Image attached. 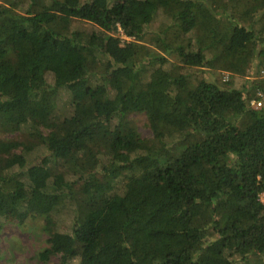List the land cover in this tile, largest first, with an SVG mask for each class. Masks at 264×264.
Segmentation results:
<instances>
[{"label": "trees", "instance_id": "16d2710c", "mask_svg": "<svg viewBox=\"0 0 264 264\" xmlns=\"http://www.w3.org/2000/svg\"><path fill=\"white\" fill-rule=\"evenodd\" d=\"M0 2V227L43 220L45 263H264V0Z\"/></svg>", "mask_w": 264, "mask_h": 264}, {"label": "rangeland", "instance_id": "374dc122", "mask_svg": "<svg viewBox=\"0 0 264 264\" xmlns=\"http://www.w3.org/2000/svg\"><path fill=\"white\" fill-rule=\"evenodd\" d=\"M113 2V0H111ZM140 1V0H138ZM2 4V2H0ZM167 22L165 17L162 18L160 16L157 21L151 25L149 28V34L146 35L142 44L151 46V39L153 37V33L155 31H159L157 29L163 27V23ZM257 29L260 26H256ZM72 30H78L85 33H92L93 27L89 24L83 22H75L73 23ZM117 37H121V32L118 31L115 34ZM151 48V47H150ZM154 50L155 48H151ZM157 54V50H154ZM183 62L174 56L168 57V62L165 65V71L169 74H177V72H184V68H182ZM204 74L202 76L206 78H210L211 80L217 82L220 86H229L228 80L231 78V74L221 70L201 69ZM248 71L246 77H236L235 83L237 86L244 87L249 84V82L253 81V74ZM201 74V73H200ZM230 75V76H229ZM228 76V80L225 81V78ZM52 81V79H51ZM227 83V84H226ZM67 96L64 95L63 101H66ZM63 106V105H62ZM64 113H68V110L64 111ZM71 113V112H70ZM128 120L133 123L136 127L137 131L142 135L143 138L150 139L152 138V132L148 125L147 117L144 114L140 113H130L128 114ZM6 139L13 138L12 136H5ZM129 183L126 180H121L120 184H118V192L123 194L125 191L130 188ZM133 187V186H132ZM131 187V188H132ZM262 201L264 202V195H262ZM71 214L63 213L61 217H59V230L64 231L67 230L68 226L71 223ZM44 221L41 219L30 218L25 221V223L21 224L18 220L12 218H2V224L0 227V264H53L57 263L58 258H52L50 262H42L38 255L47 247V239L48 234L43 231ZM74 264H78L75 261ZM237 264H247L238 262ZM251 264H264L260 262L258 259L252 260Z\"/></svg>", "mask_w": 264, "mask_h": 264}, {"label": "built area", "instance_id": "2783aa9c", "mask_svg": "<svg viewBox=\"0 0 264 264\" xmlns=\"http://www.w3.org/2000/svg\"><path fill=\"white\" fill-rule=\"evenodd\" d=\"M121 36L124 37V39L127 41L129 40L123 33V31L120 29ZM264 78V76H263ZM228 80V76L225 78V81ZM252 105H255L257 108L262 107L264 105V92L258 91L257 92V98L252 101Z\"/></svg>", "mask_w": 264, "mask_h": 264}, {"label": "crops", "instance_id": "0c3cea01", "mask_svg": "<svg viewBox=\"0 0 264 264\" xmlns=\"http://www.w3.org/2000/svg\"><path fill=\"white\" fill-rule=\"evenodd\" d=\"M120 29H121V28L119 27V30H118V31H120ZM121 30H122V29H121ZM122 31H123V30H122ZM119 38L122 40L123 43H125V42H127V41H128V42H131V39H130V38H128L129 40H127V41H126V40L124 39V37H122V36L119 37Z\"/></svg>", "mask_w": 264, "mask_h": 264}, {"label": "clouds", "instance_id": "9594fccd", "mask_svg": "<svg viewBox=\"0 0 264 264\" xmlns=\"http://www.w3.org/2000/svg\"><path fill=\"white\" fill-rule=\"evenodd\" d=\"M124 33V32H123ZM125 35V34H124ZM128 38V37H127ZM131 39V38H130ZM133 39H131V41H132ZM128 42V41H127Z\"/></svg>", "mask_w": 264, "mask_h": 264}]
</instances>
